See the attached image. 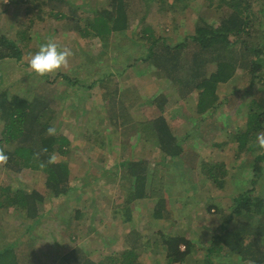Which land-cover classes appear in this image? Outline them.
<instances>
[{
    "label": "rangeland",
    "instance_id": "1",
    "mask_svg": "<svg viewBox=\"0 0 264 264\" xmlns=\"http://www.w3.org/2000/svg\"><path fill=\"white\" fill-rule=\"evenodd\" d=\"M247 1L249 14H258L264 20V0ZM33 2L38 15L26 11L25 0H0V20L9 22L8 37L18 46L0 43V92L29 101L39 97L51 104L50 122L57 129L56 135L68 137L70 143L57 142L49 155L55 153L57 162L68 166L69 186L74 190L65 196L45 199L40 209L44 216L32 225V235L26 234V230L34 220L26 219L25 210L1 207L0 247L23 237V245L17 249L21 264H37L31 257L35 253L42 259L39 264H60L52 257L62 256L73 246L67 235L75 229L74 245H84L89 258L99 261L111 251L123 250L127 235L139 232L143 243L153 249L139 257L140 264H170L165 260L162 237L193 241L185 261L174 264H207L205 257L212 237L229 214L234 196L248 192L251 197H264V153L255 160L264 150L258 147L257 138H252L253 151L238 155V144L233 140L237 130L247 128L251 102L264 103V55L247 69L237 65L235 76L219 85L216 106L201 114L197 109L199 91L182 94L181 87L152 64H135L147 52L146 41L136 37L143 35V25L138 20L126 32L108 33L102 38L93 30L88 39L81 36L77 24L56 19L63 10L66 17H71L75 10L80 28L88 27L96 13L109 9L111 0ZM166 2L147 1L148 23L157 36L170 34V42L176 44L178 39L195 33L202 17L208 24L218 25V16L231 11L232 0ZM10 7L16 12H10ZM32 17L38 19L35 25L31 24ZM175 20L177 29L172 26ZM27 31L28 37L24 36ZM48 37L70 48L74 55L67 68L41 77L30 69L28 60ZM246 38L264 45V23ZM215 68L212 64L209 71ZM159 99L165 100L164 109L154 104L162 103ZM159 117L167 120L181 140L184 134L194 131L182 140L185 154L181 157L166 158L155 139L143 132L142 123ZM254 121L259 122V118ZM260 122L264 129V119ZM4 126L2 119L0 136ZM234 153L238 156L233 161ZM143 158L149 163V196L132 203L130 221L125 222V210L118 212L117 217L115 211L116 206H125L130 183L104 171L123 160ZM225 162L227 175L223 185L217 186L204 168ZM253 165L257 176L252 174ZM45 182L46 176L39 170L24 169L15 174L10 167L0 166V195L7 188L12 193L18 189L45 193ZM119 185L125 190L121 201ZM162 189L167 197L165 213L170 215L160 219L153 216V210L163 195ZM214 205L217 207L210 209ZM77 211L82 214L78 222L74 219ZM24 234L35 240L27 243ZM180 248L185 250L183 244ZM218 258L213 264H251L236 255L223 261Z\"/></svg>",
    "mask_w": 264,
    "mask_h": 264
},
{
    "label": "trees",
    "instance_id": "2",
    "mask_svg": "<svg viewBox=\"0 0 264 264\" xmlns=\"http://www.w3.org/2000/svg\"><path fill=\"white\" fill-rule=\"evenodd\" d=\"M64 2L65 0H47V3ZM148 0H111L109 9L96 13V17L89 20L88 27L80 28L79 19L75 17L76 11H71V17H66L63 10L56 15L57 20H69L76 26L78 31L84 38L92 35V31H96L99 37L117 32H126L132 22L138 20L143 25L142 34L136 35L141 41L145 40L147 52L144 56L136 59L135 64L143 61L152 64L156 70L161 71L175 85L181 87V92L190 95L194 91L198 94V112L206 113L210 108L215 107L218 103L217 89L220 84L230 81L237 72V65H243L245 69L260 61L264 55V45L254 44L246 37L251 35L253 31L258 30L264 23L263 18L258 14L253 17L249 14L250 3L247 0H232L231 11L222 13L218 16V25L208 24L204 21V17L197 22L195 33L178 39L176 44L171 43L170 34L165 36H157L148 23ZM165 3L166 0H164ZM180 1V0H177ZM185 1V0H182ZM27 12H35V2L33 0H25ZM61 2V3H62ZM17 3V2H16ZM24 4V3H23ZM32 4V5H30ZM51 7H54L53 5ZM15 8L10 7V12H16ZM38 13V12H37ZM36 13V15H38ZM51 18L54 15L51 13ZM37 18L32 17L31 24L35 25ZM173 28L177 29L178 25L172 23ZM9 22L4 18L0 20V43L2 41L9 43L11 46L17 47V43L8 37ZM27 31L24 36L27 35ZM173 35V34H172ZM142 38V39H141ZM21 59V55L18 57ZM215 64V71L210 72L209 66ZM262 78L264 76L262 75ZM104 82V81H102ZM77 83V82H76ZM82 83V82H81ZM85 83V82H84ZM187 89V90H186ZM162 103L154 102L158 108L164 109V99ZM51 104L46 103L41 98H35L33 101L26 100L16 95L9 97L6 91L0 92V120L5 121V126L0 136V147H4L9 161L6 167L13 169L15 174L22 172L24 169L39 170L46 176V192L37 190L27 191L18 189L17 191H9V188L3 189L0 195L1 207H15L26 211L27 218L34 222L27 227L26 234L32 235V225L39 222L44 215L40 209L45 199L50 197H61L68 194L74 188L69 186L71 177L70 170L67 165L62 162L47 165L44 168L39 167V161L33 158V153L40 151L41 148H47L48 154L40 157L46 161L49 151L57 142L62 144L70 143L68 137L63 135L48 136L46 129L53 124ZM123 107L127 108V104L123 103ZM114 106H112V109ZM111 117V116H110ZM254 121V119H258ZM261 119H264V103L260 104L256 100L251 102L249 108V116L247 120V128L239 129L234 133L233 140L238 144V155L251 148V139L257 138L259 132L264 131ZM111 121V119H110ZM129 122H126V125ZM143 132L154 138L160 150L165 157H181L185 153L184 142L187 137L193 135L194 131L190 130L189 134H184L181 140L178 133L169 125L164 117L155 118L152 121L142 123L140 125ZM140 136V134H139ZM138 136V138H139ZM142 143V142H141ZM224 144H221V146ZM253 151V149L251 150ZM255 160L258 161L259 157ZM232 155V154H231ZM230 155V156H231ZM235 153L231 156L234 161L238 156ZM149 163L146 159L123 160L114 167L105 169L104 173H112L114 176H121L122 182L128 181L130 188L127 190L128 200L125 208L115 211L117 213L125 210V222L130 221L131 205L136 200L144 199L149 196V188L147 186L150 177ZM227 163H218L215 166L204 168L205 174L211 178L217 186L224 183L226 177ZM253 175L257 176L258 171L253 165ZM6 191V193H4ZM124 188L119 185L118 199L123 200ZM163 195L158 199L156 208L153 210L155 218H164L169 216L165 213V190L162 189ZM153 198V196H150ZM217 206H210V209ZM120 208V209H119ZM82 218V214L77 211L75 221L78 222ZM71 230L67 235L68 239L73 243L72 247L62 256H53V261L60 264H140L139 257L144 252L153 251L150 244L143 243L142 236L139 232H131L125 240V248L121 251H111L108 255L99 258V261H93L87 255V249L84 245H74L72 237L76 232ZM90 232V231H89ZM91 233V232H90ZM32 242V239H28ZM74 238H76L74 236ZM23 237L11 243L0 247V264H21L17 249L21 247ZM162 248L165 250V260L170 263L184 262L191 253V245L193 241L183 237H162ZM211 247L205 257L207 264H213L215 258L227 260L230 255H236L240 259H244L251 264H264V197H251L248 192H243L234 196V201L230 207L229 214L223 219L219 230L214 233L211 240ZM26 243V242H25ZM185 246V250H181V245ZM156 253V252H155ZM160 253V252H157ZM58 255V254H56ZM36 263L42 261L38 253L32 254Z\"/></svg>",
    "mask_w": 264,
    "mask_h": 264
},
{
    "label": "clouds",
    "instance_id": "3",
    "mask_svg": "<svg viewBox=\"0 0 264 264\" xmlns=\"http://www.w3.org/2000/svg\"><path fill=\"white\" fill-rule=\"evenodd\" d=\"M8 0H5L7 3ZM74 55L73 51L68 47H62L55 41V38L48 37L45 42H42L38 51L31 54L28 60L30 69L38 76H45L48 74L59 72L69 65V59ZM48 136H55L57 129L50 126L46 129ZM257 145L260 149L264 150V132L257 135ZM48 154L47 148H41L40 151L33 153V158L39 161V167L44 168L47 165L57 163V156L55 153L48 155L47 160H41L40 157ZM9 156L5 148L0 147V166L7 165Z\"/></svg>",
    "mask_w": 264,
    "mask_h": 264
}]
</instances>
